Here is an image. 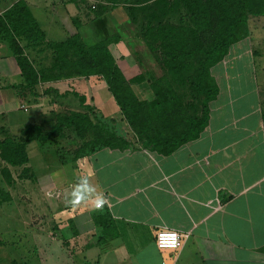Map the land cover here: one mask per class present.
I'll list each match as a JSON object with an SVG mask.
<instances>
[{"label": "crops", "instance_id": "1", "mask_svg": "<svg viewBox=\"0 0 264 264\" xmlns=\"http://www.w3.org/2000/svg\"><path fill=\"white\" fill-rule=\"evenodd\" d=\"M19 2L26 3L48 41L60 43L72 37L71 32L65 31V19L79 22L76 33L84 38L80 32L87 20L83 1L0 0V14ZM38 13L46 17L43 21H47L45 27L51 34L43 29ZM104 13L100 16L109 19L110 30L115 32V8ZM91 36L102 39L99 32ZM239 44L247 46L241 56L229 52L212 69L219 91L209 104L207 124L197 138L180 141L184 139L178 135L181 129L171 126L165 115L159 120L169 124V132L176 137L175 141H180L173 143L174 146L167 144L166 152H160L150 143L140 147L139 141H132L133 149L100 147L77 160L58 155L62 167L71 165L74 171H79V178H88L97 193L107 199L102 210H96L92 203L73 210L68 201L79 179L76 175H36L28 150L37 143V157L40 152L46 155L53 149L55 136L45 139V135L52 132L61 111V98L53 93L32 97L13 88L25 83L13 52L0 38V116H9L7 113L15 110L28 112L33 107L35 122L16 123V128L22 135L28 126L42 128L43 136H36L27 146L29 163L22 170L29 169L25 170L28 176L19 180L35 182L37 188L52 193L50 198L56 200L51 220L48 218L54 224L52 231L49 228L46 234L34 233L35 239L38 236L42 240L47 262L264 264V31L257 30ZM25 54L36 58L32 49ZM245 55L247 61L240 62L239 58ZM96 83L100 89L107 87L102 81ZM95 95L96 117L108 122L114 132L121 127L119 133L133 140V132L122 121L112 94ZM153 99L149 96L145 101ZM9 131L12 129L0 126L3 136H10ZM149 137L145 133V140ZM18 187L26 190L24 185ZM162 230L189 236L177 251L161 250L156 245V235ZM47 237L51 241L49 245L44 242Z\"/></svg>", "mask_w": 264, "mask_h": 264}, {"label": "rangeland", "instance_id": "2", "mask_svg": "<svg viewBox=\"0 0 264 264\" xmlns=\"http://www.w3.org/2000/svg\"><path fill=\"white\" fill-rule=\"evenodd\" d=\"M79 1L85 3H82V5L86 8L85 14L87 17L80 31L84 34V38L80 36L83 42L80 44L86 46L83 49H92L93 46L98 43V40H102L92 39V34L95 35L99 32L102 38H106L107 40L104 39V42L107 44L113 60L122 71L135 96L141 102H145L149 96H153L154 101L157 94L166 92L184 94L185 97L191 96L192 98H190L193 99V96L202 94L200 90H198L199 88L207 89L209 87L203 84L201 85L197 80L195 83L192 77L190 79L183 77L185 80L184 83L175 84V80L181 72L175 68L177 60L169 66V63L173 60V56L168 57V53H171V49H169L170 45H164V42L157 38L160 33L158 31L156 32V30L150 31L148 27L151 21L156 28L159 27L160 32L167 40H172L173 44L171 47H175L174 56L175 54L179 55L181 53L180 51L186 48V39H183L180 44L178 43L183 33L182 30L184 29L189 35L190 28H197L194 26L192 17L200 12L198 5L201 0H115L117 6L112 7L113 4L111 3L109 5L104 4L106 9L112 10L115 8V32L114 30H110L108 18L102 19L101 16H98L99 4L100 1L103 0ZM251 2L252 4L257 3L256 0H251ZM116 11L122 15V18L117 15ZM129 14L132 17H129ZM154 16H156V19H154ZM43 17L46 18L38 13V19L43 29L47 30L45 27L47 21H43ZM96 17L98 19H95ZM160 18H165V20H160ZM92 20L96 21V24L90 23ZM65 21V31H69L68 34L71 32L72 36H78L79 34L76 33V31H79L80 23L76 21L70 23V20L66 19ZM159 21L163 22L162 25L158 26ZM247 28L249 31L248 38L255 35L257 30L260 32L264 31V16L250 17ZM91 30H93V32ZM47 33L51 34L52 32L47 30ZM233 47L236 53H233L234 49L233 51L230 50L232 53L231 55L235 57L238 55L239 57L241 53L246 51L247 46H244V44H236ZM233 47H231V49ZM187 50H189V48H187ZM247 58L248 56L245 55L244 58H239V61L245 62ZM48 59H51V56L47 53L45 54L44 61L47 60L46 64L50 65L51 63ZM198 59L197 57L196 61H198ZM66 67L67 68L63 71L65 72L64 77L60 74L59 77L49 81L50 83L48 85V82L41 84L38 86V89L36 88L35 90L37 95L58 94L62 102L61 111L58 118L54 121V135L57 134V136L53 139V142H56L54 146H51L53 149L50 148L51 151L47 152L46 155L44 152H40L36 157L35 153L38 144L33 143L29 146L28 150L31 157V166L36 175H45L46 177H57L58 175L72 177L76 175L77 179H80L79 171L75 170V172L71 165L62 167L58 155H62L66 160H69V157L75 158L77 156H82L98 148V145V147H93V143L96 142L97 136L95 134L99 133L101 127L108 129L107 132L110 136H105V138L114 143L119 150L135 148L133 144L134 141L135 143L139 141L140 147H144L142 144L145 143L146 147L149 143L148 141L157 137V133L159 132L158 127L155 133L143 129L140 136L132 131V140L119 133L121 127L118 126L115 128L116 131L114 132L110 124L99 120L97 117L94 118V115L91 116L92 110L95 108L96 104L93 97L95 92H97L98 95L108 96L110 94L108 87L103 86L102 89L99 88L100 85L96 83V81H102L104 83L102 78L92 77L89 80V78L81 77L78 74L79 72L87 73V70H84L83 67H76L72 64H67ZM195 73L196 70L192 71L191 76ZM57 74H59V72ZM93 78L96 80L94 79V81H91ZM173 79L174 85H170V83L173 82L170 80ZM168 80L170 81L169 85L166 83ZM1 95L2 94H0V97ZM68 95L72 97H68ZM78 95H84L86 97L87 101L85 105L81 103L80 99L76 98ZM188 97L185 99V102L188 100ZM193 103L194 102L190 101V106H188V102H186L188 108L185 107L184 112L189 110L194 117H202V106L199 105V108L194 111L195 105ZM28 105L29 107L31 106L30 104ZM144 107L142 108L145 115ZM72 111L90 114L89 118L92 120L93 124H97L100 128L93 125L87 128V131L81 136L78 135L76 131L67 128L65 130L61 129L59 131L60 133L56 132L60 126L57 122L70 117H62V115L66 113L71 114ZM7 114L11 115L6 117L0 116V126H6L12 129V131H9V134L11 132V138L10 136L5 137L3 134H0V144L4 142L7 143L8 140L15 142V144L23 143L27 135H22L19 129L16 128V123H22L24 125L34 123L36 116L35 108L30 107L28 112L24 110H15ZM12 124H14V126L11 128ZM128 127L132 130L129 125ZM141 127L139 129H141ZM144 132L150 135L147 140H145ZM115 137L122 138V140H118ZM1 158L2 156H0V264H50L49 261L47 262V259H44L46 256H44L42 251V248H45L41 246L43 245L41 244L42 240L38 236L37 239H35L34 233L37 232L40 234L42 232V234H46L50 230L52 231L54 224L50 222L52 216L51 209L56 200L50 198L52 197V193H47L41 187L37 188V185L33 184L35 182H21L20 180L28 176L26 175L28 172L22 170V168H13V173H11V175L10 173L8 175L4 173L3 166L6 164ZM35 161L36 163H34ZM12 175L15 180L12 178ZM7 179L9 182H7ZM19 185H24L26 190L20 189V187H18ZM62 234L63 233H61V235ZM48 239L47 237L46 241H43L49 245ZM49 242L51 244V241ZM52 247L53 245L50 248ZM36 251L39 254L38 256ZM49 260H51L50 257ZM76 264L82 263L76 261Z\"/></svg>", "mask_w": 264, "mask_h": 264}, {"label": "trees", "instance_id": "3", "mask_svg": "<svg viewBox=\"0 0 264 264\" xmlns=\"http://www.w3.org/2000/svg\"><path fill=\"white\" fill-rule=\"evenodd\" d=\"M256 2V4H252L251 0H201L198 5L200 12L192 17L194 26L197 28H190L189 35L184 29L182 30L183 33L178 43L180 44L183 39H186V48L180 51L179 55L175 54L176 57L174 56L175 47H171L172 40H167L160 32L159 27L156 28L152 21L149 24V30L158 31L160 35L157 38L164 42V45H170L171 53H168V57L173 56V60L169 66L177 60L175 68L181 73L176 78L175 84H182L185 81L184 78L190 79L192 77L195 83L197 80L201 85L209 86L207 89L199 88L198 90L202 94L193 96V99L191 96L185 97L184 94L166 92L157 94L155 102H141L113 60L108 46L104 42L107 40L106 38H102L89 50L83 49L86 46L81 45L83 42L80 35L72 36L60 43L48 41L25 2H19L10 10L0 14V38L9 45L20 67L21 77L25 84L13 88L21 90V94L36 97L35 90L38 89V86L59 77L60 74L64 77L65 72L63 71L67 68V64L83 67L87 73L79 72L81 77H99L104 80L121 112L122 121L129 125L138 136L142 134L143 129L155 133L158 127L160 133L158 132L157 137L148 142L153 148H158L160 152H166L165 150L169 148L167 144L172 143L174 146L173 143L195 139L206 126L209 117V104L217 97L219 91L212 75V69L225 60L231 47L249 37L247 24L250 17L264 16V0H256ZM105 3L113 4L112 7L117 6L115 0L100 1L98 16L110 10L105 8ZM129 17L132 16L129 14ZM160 20H165V18H160ZM162 22L159 21L158 26L162 25ZM29 49L36 52L35 57L39 60L25 54L26 50ZM47 53L51 56V59H48L50 65L46 64L47 60L44 61ZM197 57L199 58L198 61H196ZM194 70L196 73L191 76V72ZM55 72H59V74ZM170 81H173L170 85H174V79ZM170 81L168 80L166 83L169 85ZM78 96L81 103L85 105L86 98L81 95ZM187 97L188 106H190V101L194 102V111L199 108V105L202 106V117H194L189 110L184 112V108H188L185 102ZM142 107L145 108V115ZM95 114V108H93L91 116L94 115L95 118ZM165 115L168 116V123L171 126H177L181 129L178 131V135L184 136V139L175 141L176 137L169 132V124H163L159 120ZM63 116L70 117L57 122L60 124L56 131L58 133L61 129L67 128L76 131L81 136L87 131V128L93 125L99 127L97 124H93L89 118L90 114L86 112L72 111L71 114L66 113ZM97 118L103 121L101 118ZM54 127L55 125H53L51 133L45 135V139L54 135ZM140 127L141 129H139ZM41 130V127L28 126L25 131L27 137L23 143L15 144V142L8 140L7 143L0 144L1 159L8 165L3 169L4 173L11 175L10 168H22L29 163L27 146L34 141L36 136H43ZM107 130V128L101 127L99 133L95 134L97 140L93 143V147L117 149L114 143L105 138V136H110ZM117 139L122 140V138ZM79 157L74 159L77 160ZM26 169L24 168V170ZM7 182H9L8 179Z\"/></svg>", "mask_w": 264, "mask_h": 264}, {"label": "clouds", "instance_id": "4", "mask_svg": "<svg viewBox=\"0 0 264 264\" xmlns=\"http://www.w3.org/2000/svg\"><path fill=\"white\" fill-rule=\"evenodd\" d=\"M68 203L73 210L85 203H92L96 210H102L107 203V199L103 194L97 193L96 188L89 182L88 178L81 177L79 182L73 187L72 196ZM176 240L177 234L175 232L164 231L160 233L158 246H175Z\"/></svg>", "mask_w": 264, "mask_h": 264}, {"label": "built area", "instance_id": "5", "mask_svg": "<svg viewBox=\"0 0 264 264\" xmlns=\"http://www.w3.org/2000/svg\"><path fill=\"white\" fill-rule=\"evenodd\" d=\"M95 8V7H94ZM25 111H27L25 109ZM164 231H167V232H175L177 234V240H176V244L175 246H169V247H160L158 246V241L160 239V233L161 232H164ZM188 234H181L177 231H172V230H162V231H159L156 235V245L159 249L161 250H170V251H177L178 249H180L184 243V241L188 238Z\"/></svg>", "mask_w": 264, "mask_h": 264}]
</instances>
